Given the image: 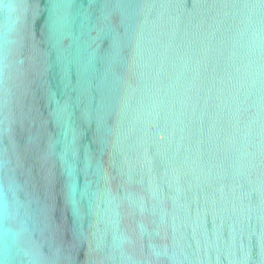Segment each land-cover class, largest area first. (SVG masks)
<instances>
[{"label":"water","instance_id":"95a60500","mask_svg":"<svg viewBox=\"0 0 264 264\" xmlns=\"http://www.w3.org/2000/svg\"><path fill=\"white\" fill-rule=\"evenodd\" d=\"M4 264H264V0H0Z\"/></svg>","mask_w":264,"mask_h":264},{"label":"clouds","instance_id":"9594fccd","mask_svg":"<svg viewBox=\"0 0 264 264\" xmlns=\"http://www.w3.org/2000/svg\"><path fill=\"white\" fill-rule=\"evenodd\" d=\"M0 264H4V261L0 260Z\"/></svg>","mask_w":264,"mask_h":264}]
</instances>
